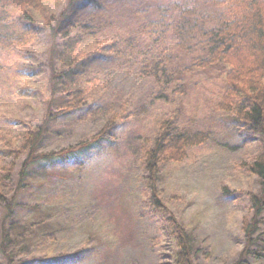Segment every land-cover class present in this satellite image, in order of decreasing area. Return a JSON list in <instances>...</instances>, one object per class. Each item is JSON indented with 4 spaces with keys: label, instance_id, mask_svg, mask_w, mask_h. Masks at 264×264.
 <instances>
[{
    "label": "rangeland",
    "instance_id": "374dc122",
    "mask_svg": "<svg viewBox=\"0 0 264 264\" xmlns=\"http://www.w3.org/2000/svg\"><path fill=\"white\" fill-rule=\"evenodd\" d=\"M130 1L108 3L107 13L80 14L73 9L68 14L73 22L85 23L90 32L83 35L75 54L81 59L78 72L68 74L65 84L76 80L78 86L91 85L89 108L101 110L82 121L85 112L80 121L71 114L62 121L51 120L38 151L56 152L86 141L122 104L131 113L140 108L144 112L118 125L114 142L102 147L101 153L95 150L65 164L52 163L22 181L23 186L18 175L22 158L3 159L0 154L1 173L10 175L4 191L13 203L7 218L8 207L0 206V264H21L79 249L85 253L78 264H172L176 243L149 205L151 189L142 170L143 146L154 139L159 123L169 119L187 134H210V141L191 148L183 162L163 166L157 177L160 199L185 231L194 263L264 264V209L250 239L243 229V220L250 226L255 223L251 196H259L263 185L242 164L259 147L240 136L231 114L218 109L225 66L193 67L188 53L178 50L170 69H179L175 75L180 79L173 78L166 87L163 79L143 82L127 72L131 65L112 61V53L119 50L139 59L158 50L163 32L154 13L161 5L188 3L196 11L179 13L192 17L185 28L197 32L185 41V47L198 50L203 46L199 30L209 26L201 18L211 21L212 17L214 23L232 18L235 6L226 0ZM65 3L43 2L42 9L33 11L36 24L29 28L18 20L19 12L0 10V33L20 41L0 48V150L13 140V147L21 151L19 139L29 128L43 125L53 108L52 99L59 100L58 84L63 79L53 80L50 66L62 71L53 53L61 50L64 41L42 19L54 27ZM135 9L141 15H135ZM134 31L141 39L125 43L128 36H135ZM180 84V94L172 93ZM113 93L117 94L111 99Z\"/></svg>",
    "mask_w": 264,
    "mask_h": 264
},
{
    "label": "trees",
    "instance_id": "16d2710c",
    "mask_svg": "<svg viewBox=\"0 0 264 264\" xmlns=\"http://www.w3.org/2000/svg\"><path fill=\"white\" fill-rule=\"evenodd\" d=\"M46 1L48 0H0V10L19 12L18 20L24 24V27L26 25V28H29L30 26L34 27V24H36L33 11L42 9L43 2ZM226 1L236 8L232 18L219 20L215 23L211 22L212 17L211 21L207 17V19L205 17L201 18L203 21L208 22L209 26L199 30L203 39V46H200V50L185 47V41L194 36L192 33L196 35L197 32L192 31V28L188 30L185 28L186 24H191L192 17L190 15L184 17L182 13H179L185 11L196 13V11L188 3L180 5L170 3L166 7L159 6L158 13L156 14L157 10L154 13L158 16L155 22L161 29L160 32H163L159 35L160 46H158V50L145 54L140 59L134 53L119 50L112 53V61L115 63L120 61V64L131 65L132 68L128 69L127 72L132 71L143 82L148 78H154L158 82L163 79V84L166 87H169L173 78L180 79L175 75L180 70L174 69L175 67L173 70L170 69L173 61H175L174 54L179 53L178 50L188 53L194 62L193 67L209 68L220 63L225 66L227 69L225 87L218 109L225 114H231L240 128V136L246 142H256L259 147V152L242 164L246 172L256 177L263 185V191L259 196H251L254 210V216L251 219L252 222H255L264 209V0ZM122 2L124 0H66L65 7L54 27H51V22L42 19L44 26L53 33L60 34L64 41L61 50L53 53L61 64L62 71L58 72L53 69L52 65L50 66L51 78L53 80H61L62 78L63 81L62 84H58L59 92L57 96L59 100L52 99L53 108H49L44 124L29 128L19 139L21 141V151L13 147L15 146L13 140L6 141V145L9 147L4 151L0 150L3 159L7 157L20 160L22 158L21 169L18 174L20 184L38 171H45V167L52 163L65 164L81 155L82 157L89 156L95 150L101 153L114 142V132L118 125L128 117L137 116L144 112V109L140 108L131 113L130 109L122 104L123 106H120L118 113L112 114L106 120L102 129L86 141L56 152L40 153L38 151L45 137L49 134L47 125L51 120L62 121L65 116L70 114L71 116H77V120H79L81 114L85 112L80 119L82 121L89 117L98 116L101 110V108L97 110L89 108V100L92 99L89 97L91 85L84 84L82 86L80 84L78 86L76 80V82L70 80L68 84H65V81L69 80L67 75L74 74L81 63H79L81 59L75 57V54L78 44H81L83 40L80 34L71 36L72 31L82 30V32H85L88 30L84 25L85 23L80 22L79 19H75L77 21L73 22L68 14L73 9H76L75 11L80 14L83 12L88 14L99 12L102 14L104 10L107 13L105 5L108 3H115L116 5ZM133 2L135 1L133 0ZM43 13L41 12V14ZM134 13L135 15H141L136 9ZM146 14L149 15V13H142V15ZM144 28L142 27L141 30ZM194 28L197 30L198 27ZM135 33V36H128L125 43H132L136 39H141L140 33ZM17 42H20L17 38L0 33V48H10ZM181 87L180 84L173 88L172 93L180 94ZM52 88H54V85H52ZM114 94L117 93H113L111 99ZM161 96L166 98L164 95ZM208 141H210L209 133L199 131L187 134L185 131L176 128L172 120L169 119L159 123L154 139L149 144L146 143L142 149V170L147 174L146 178L151 189L149 205L153 212L162 219L161 224L165 225V230L169 231L170 237L173 236L176 243L172 264L195 263L185 231L178 220L166 210L160 199L161 191L157 189V177L163 166L183 162L191 148L206 144ZM9 176L8 171L1 173L0 170V206L8 207L6 218L11 216L13 209V203L10 199L7 200L4 191L10 180ZM243 222V229L247 233V238L250 239L254 234L251 231L256 229V222L253 226H250L246 220H243ZM84 253L85 249H79L71 254L60 253L58 256L29 260L21 264H78L83 260Z\"/></svg>",
    "mask_w": 264,
    "mask_h": 264
},
{
    "label": "bare ground",
    "instance_id": "6f19581e",
    "mask_svg": "<svg viewBox=\"0 0 264 264\" xmlns=\"http://www.w3.org/2000/svg\"><path fill=\"white\" fill-rule=\"evenodd\" d=\"M60 16H61V15H60ZM89 32H90L89 29H88L87 31H85V32H82V30H81V32L78 33V34L81 35L82 40H83V37H84L83 35H85V34H87V33H89ZM72 34H73V35H77L76 32H75V30L72 31ZM79 39L81 40V38H79ZM79 42H81V41H79ZM82 43H83V41H82ZM79 45H80V44H78V46H79ZM78 46H77V48H78ZM90 157H91V156H90ZM71 160H73V159H71Z\"/></svg>",
    "mask_w": 264,
    "mask_h": 264
}]
</instances>
